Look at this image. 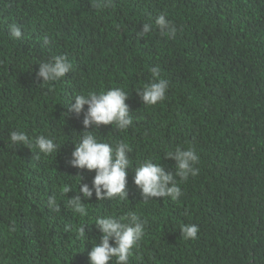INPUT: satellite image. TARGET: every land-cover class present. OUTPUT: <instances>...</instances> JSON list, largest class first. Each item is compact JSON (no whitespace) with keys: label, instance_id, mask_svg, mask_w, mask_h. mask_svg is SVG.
<instances>
[{"label":"trees","instance_id":"obj_1","mask_svg":"<svg viewBox=\"0 0 264 264\" xmlns=\"http://www.w3.org/2000/svg\"><path fill=\"white\" fill-rule=\"evenodd\" d=\"M96 3L0 0V264H90L102 236L96 218L129 211L147 221L130 264H264V0ZM161 14L175 35L154 28L140 37ZM13 23L21 39L11 37ZM54 55H66L73 70L40 85L39 63ZM153 67L168 89L148 106L137 90L152 80ZM115 87L129 93L133 125L86 129L84 114L70 111L74 96ZM14 130L53 138L57 152L14 146ZM85 131L113 146L124 141L132 152L128 199L82 197L89 214L81 217L65 204L78 194L77 175L89 185L95 176L70 164ZM178 146L195 148L199 174L180 182L178 201L145 202L135 167L152 158L174 171L165 154ZM65 185L73 191L63 194ZM53 195L59 211L49 206ZM82 224L84 240L75 231ZM183 224L198 225V238L184 239Z\"/></svg>","mask_w":264,"mask_h":264},{"label":"clouds","instance_id":"obj_2","mask_svg":"<svg viewBox=\"0 0 264 264\" xmlns=\"http://www.w3.org/2000/svg\"><path fill=\"white\" fill-rule=\"evenodd\" d=\"M114 6V0H97L94 7L98 9ZM143 24L142 32L138 33L140 37H146L153 29H157L161 35L174 36L176 33L175 25L161 14L152 20ZM11 37L15 39L22 38V29L19 25L13 23L9 25ZM51 41L47 36L43 38V44L49 45ZM73 70V64L66 55H54L47 61L39 63V71L36 73L37 80L42 78L40 85H52L53 82L60 81ZM152 80L145 83L137 90L144 105L153 106L162 102L166 98L168 81L159 78V69H151ZM52 89L49 88V91ZM129 93L123 88L115 87L107 90L90 91L87 94H77L74 96L75 102L70 105V111L79 115L84 114L83 125L86 129L100 128L101 125H112L120 131H126L133 125V117L126 100ZM85 105L87 109L85 110ZM94 131H85L82 133L79 142L75 143V148L71 153V166L81 170H95V176L91 185L81 183L82 175L79 180L78 194L68 198L65 206L75 214L81 217L88 216L86 204L83 198L91 199L93 194L97 200H111L119 198L128 199L127 191V170L130 168L129 154L132 152L131 146L120 141L110 145L100 140ZM10 140L16 147L27 146L32 149L33 145L39 153L45 156L57 152L59 145L45 135H38L34 139L27 133L20 130H14L10 133ZM166 158L175 161V170L166 171L161 163H156L152 158L147 159L135 167L134 183L139 188L143 200L147 202L152 198H170L172 201H178L183 195L180 182L187 181L189 177H195L199 174L200 157L194 147L182 149L176 147L175 150L167 151ZM73 191L69 185L61 188L63 194ZM56 197L49 196L48 203L54 210L59 211V205L56 203ZM147 221L134 211H129L125 216L116 217L114 215L97 217L95 220L96 228L102 233L101 239L95 243L89 252L90 264H130V258L133 256V249L138 246L145 234V225ZM93 224V223H92ZM85 225L82 224L75 229L77 238L84 240L86 235ZM91 225V224H88ZM181 235L184 239L195 240L198 238L199 226L196 224H183L180 227ZM88 238V237H87Z\"/></svg>","mask_w":264,"mask_h":264}]
</instances>
